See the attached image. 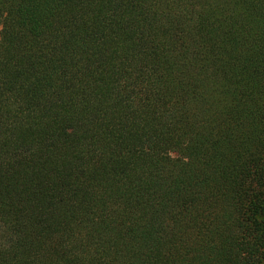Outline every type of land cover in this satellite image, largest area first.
Instances as JSON below:
<instances>
[{
	"label": "trees",
	"instance_id": "16d2710c",
	"mask_svg": "<svg viewBox=\"0 0 264 264\" xmlns=\"http://www.w3.org/2000/svg\"><path fill=\"white\" fill-rule=\"evenodd\" d=\"M0 264H264V0H0Z\"/></svg>",
	"mask_w": 264,
	"mask_h": 264
}]
</instances>
